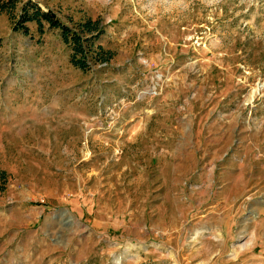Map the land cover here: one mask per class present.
Instances as JSON below:
<instances>
[{
	"label": "rangeland",
	"instance_id": "374dc122",
	"mask_svg": "<svg viewBox=\"0 0 264 264\" xmlns=\"http://www.w3.org/2000/svg\"><path fill=\"white\" fill-rule=\"evenodd\" d=\"M34 1L111 58L0 12V264H264V0Z\"/></svg>",
	"mask_w": 264,
	"mask_h": 264
},
{
	"label": "trees",
	"instance_id": "16d2710c",
	"mask_svg": "<svg viewBox=\"0 0 264 264\" xmlns=\"http://www.w3.org/2000/svg\"><path fill=\"white\" fill-rule=\"evenodd\" d=\"M0 12L6 13L16 31L28 34V22H35L40 34L45 26L59 30L62 42L70 49V62L81 70H88L92 63L108 62L111 53L105 51L96 41L101 33L98 22L90 19L70 27L51 9H43L34 0H0ZM6 174L0 170V178L5 180Z\"/></svg>",
	"mask_w": 264,
	"mask_h": 264
},
{
	"label": "bare ground",
	"instance_id": "6f19581e",
	"mask_svg": "<svg viewBox=\"0 0 264 264\" xmlns=\"http://www.w3.org/2000/svg\"><path fill=\"white\" fill-rule=\"evenodd\" d=\"M255 92H256V89L252 93H255Z\"/></svg>",
	"mask_w": 264,
	"mask_h": 264
}]
</instances>
